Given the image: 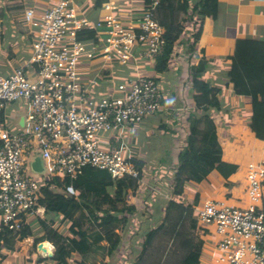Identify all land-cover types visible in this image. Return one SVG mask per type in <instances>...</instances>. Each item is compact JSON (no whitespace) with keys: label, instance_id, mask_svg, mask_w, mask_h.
I'll return each mask as SVG.
<instances>
[{"label":"built area","instance_id":"built-area-1","mask_svg":"<svg viewBox=\"0 0 264 264\" xmlns=\"http://www.w3.org/2000/svg\"><path fill=\"white\" fill-rule=\"evenodd\" d=\"M165 1L145 0L125 20L117 0H103L95 21L78 14L75 0H57L37 20L25 11L36 30L31 54L11 74L0 75V235L44 219L49 182L57 181L54 192L76 197L65 180H75L84 167L104 170L113 180L138 178L121 133L158 112L162 93L152 77H130L116 86L120 95L95 104L84 94L77 64L81 56H93L86 48L92 42L100 43L110 67L127 64L137 45H144L140 56L153 62L166 46L157 20ZM18 101L25 102L23 125L12 131L5 109ZM35 156L42 160L40 175L30 169ZM247 197L245 208L208 200L194 211L198 223L213 225L218 264H264V164L248 166Z\"/></svg>","mask_w":264,"mask_h":264},{"label":"crops","instance_id":"crops-1","mask_svg":"<svg viewBox=\"0 0 264 264\" xmlns=\"http://www.w3.org/2000/svg\"><path fill=\"white\" fill-rule=\"evenodd\" d=\"M56 1L57 0H43L42 3H38L37 0L3 1L6 3L8 10H15L17 11V15L21 16L19 23H17L18 41L21 43V46L29 45V49L18 57L15 65L2 66L4 68L8 67V70L10 69L9 71H11L6 75L11 74L16 68L24 64L32 51L36 30L26 23L24 18L25 11L32 10L33 17L37 20L47 9L52 7ZM75 2L80 16L95 21L102 15V12L99 11L100 7L94 8L95 0H75ZM102 2L103 0L101 3ZM201 2L202 0H182L180 4L184 5L185 8L178 7L172 12L168 10H162L160 12L161 19L166 16V23L168 26L176 28L177 37L173 45V53L167 63V69L163 72H158L156 70L158 59L162 54L153 62L144 60L140 56L139 52L144 49V45H137L134 48L133 56L127 64L121 65L116 62L110 67L101 58L100 43L96 45L92 44L93 42L86 43L88 52H91L93 56L87 58L83 55L78 61L77 71L80 76L84 94L88 100L95 104L102 99L110 97L112 94L120 95L122 92L118 91L116 86L125 83L130 77H152L162 93L161 106L158 112L145 117L138 124H130L123 129H138V125H140L139 129L154 128L159 134L156 137V139H159V147H157V157L154 159L157 164L148 165L144 159H140L137 156L135 147L133 146L134 137H131V144H127L123 139L128 147L126 152L127 155H130L132 159L136 161H140L142 163V169L140 172V179L138 180V186L135 189L126 188L123 190V194L119 198V201L112 203L114 209L120 208L122 204L127 207L122 215H118L119 218H123L124 216L127 217L126 224L120 223L119 229L116 231L120 238V243L116 249L119 253L116 255V258L114 256L116 250L111 256L107 255L106 247L108 241L105 240L98 252H91L89 254V260L91 256L101 254L105 259L104 262L107 264L123 263L125 258L123 260H121V258L123 254L125 255L126 253V247L124 251H121V242L123 243L124 241L127 245H130L133 241L134 234L139 230L137 228L139 226L138 224L141 223V220H148L153 210L152 208L138 209L136 203L139 198L137 199L135 196L140 194V197H145L150 192V189L155 190V188H157L148 179V177L153 176L152 171L154 169L161 171L162 174L163 172H169L170 175H172V172H175L178 153L186 143L188 118L191 112L196 116L202 113L200 109L193 107L190 97L191 83L188 68L191 62V56L187 51L188 42L191 40L192 34L198 30L200 31V37L197 40L192 61L199 57H203L208 62L202 78L207 84L217 89L214 97L219 103V107L209 108L207 114L216 129L218 141L222 148V160L237 166L235 173L230 175L227 180L219 175L220 179L216 186L219 190L217 195H223L225 199L215 201L241 208H245L247 204H249L248 197L245 198L243 194L247 187L248 166L250 164H264V140L256 139L251 132L249 127L251 118L250 99L235 94L228 80L227 71L230 66V57L233 55L235 42L238 38H253L264 41V0H217L216 3L208 9V16L202 12ZM117 3L119 16L122 20H125L131 14L140 12L144 7L145 0H117ZM1 26L2 22L0 20V28ZM164 29L165 28H163V30ZM10 60H12V56L9 50L6 52L4 35L0 32V62H10ZM19 102H21L22 105L18 108ZM18 103L12 104L9 108L7 106L5 109L6 120H8L9 110L14 111V121L13 124H10L14 130L22 128L23 124L20 117H23L25 112V102L18 101ZM160 147L165 150L168 157H161L163 151ZM167 160L171 163L165 164ZM235 175H238L241 181L237 186H235ZM148 183L151 184L148 185ZM167 184L168 182L165 183V185ZM115 198L116 197H114V199ZM208 200L212 199H206L204 202ZM199 202V199L196 200L194 211L204 203L201 204ZM193 218L196 220L195 213ZM134 219L136 221L132 222ZM127 225H129L128 229H126ZM133 225H135V227ZM204 236H206V232L200 236L202 241L205 238ZM214 236L217 241L218 238L215 232ZM30 239L31 238H27L24 240ZM22 241H18L17 243H21ZM216 241H213V244L215 242V247L213 246L212 251L209 248H204L203 241L199 259L200 264H218L215 261V256L217 255ZM46 244L48 247H52L50 242L44 241L43 246L48 248ZM113 257L114 261L111 263L110 261H112ZM6 259L7 257L4 260ZM23 259L31 262V260L26 259V256H23ZM34 259L36 260L37 258ZM4 260H2V262L0 260V264H2ZM117 261H122V263H118ZM89 263L94 264L91 260Z\"/></svg>","mask_w":264,"mask_h":264},{"label":"trees","instance_id":"trees-1","mask_svg":"<svg viewBox=\"0 0 264 264\" xmlns=\"http://www.w3.org/2000/svg\"><path fill=\"white\" fill-rule=\"evenodd\" d=\"M102 0H95L94 8H99ZM182 0H166L157 8V20L165 28L163 37L166 42L164 52L158 59L156 70L163 72L173 53L176 37V28L169 27L166 16L161 19L160 12H170L181 5ZM217 0H202L201 10L209 15L208 9ZM90 37V36H89ZM200 37L198 30L191 36L187 51L190 53L189 64L190 97L194 108L202 113L198 116L191 112L188 118V133L185 146L177 156L176 169L173 174V193L182 194L186 181L200 183L212 172L216 171L225 180L235 173L237 166L222 160V148L218 141L215 126L208 116L209 108L219 107L214 97L217 89L207 84L202 75L207 67V61L199 57L192 61L193 52ZM227 77L235 94L248 97L251 103L250 130L258 140H264V41L253 38H238L235 42L233 55L230 57V66ZM136 165L138 178L125 177L113 180L104 170L84 167L82 173L75 179H66L76 191V197H64L54 192L55 180L47 183L43 189L44 200L41 202L45 209L44 219L37 220L32 225H27L17 232H5L0 235V260L16 252V243L27 238H32V246L48 241L53 247L51 259L38 257L36 264L48 262L51 264H90L89 254L98 252L106 240V254L111 256L117 249L120 238L116 232L120 223H125L127 217L119 218L127 207L122 204L114 209L112 203L118 202L126 188L135 189L138 186L142 163L131 159ZM172 181V182H173ZM116 197L114 199V197ZM167 208L166 217L158 227L148 230L144 236L141 248L136 253L130 264H141L144 255L154 238L158 235H168L179 238L185 253L179 264H200V255L203 241H196L185 236L180 230L187 218L190 228L198 230L197 221L191 216L193 205L188 207ZM54 215V217H53ZM56 217V218H55ZM169 222V223H168ZM166 223V225H164ZM170 226L171 228H165ZM37 227V228H36ZM19 239L16 240L15 237Z\"/></svg>","mask_w":264,"mask_h":264},{"label":"rangeland","instance_id":"rangeland-1","mask_svg":"<svg viewBox=\"0 0 264 264\" xmlns=\"http://www.w3.org/2000/svg\"><path fill=\"white\" fill-rule=\"evenodd\" d=\"M4 0H0V20L2 22V26L0 28V32L4 35V40L6 43V52L9 50L10 55L12 56V60L10 62L5 61L3 63L0 62V75L4 76L7 73H10L11 71L8 70V67L4 68L3 65H15L16 60L18 57L23 53L26 52L29 49V45L27 46H21V43L18 41V29H17V23H19L21 16L17 15V11L15 10H8L7 5ZM38 3H42L43 0H37ZM15 103H11L8 105V108ZM22 105L21 102L18 103V108ZM21 113V112H20ZM23 114V112H22ZM8 124H13L14 121V111L9 110L8 114ZM138 129L132 128V129H125L122 131L121 135L124 139V141L127 144H131V137H134V147L137 156L140 159H144L145 162L148 165H155L157 162L154 161L156 159L157 155V147L159 139H156V137L159 135L158 131L156 129ZM10 130L14 131V128L10 125ZM160 149L163 151V154L161 157L166 158L168 155L165 153V150L160 147ZM258 161V160H255ZM170 164V161H165V164ZM166 166V165H165ZM153 176L148 177V179L155 185V190L150 189V192L145 197H140V194H137L135 197H137L138 201L136 203L137 208H152V214L148 220H141V223L138 224L137 227L139 230L134 234L133 241L130 245H127L126 242H121V251H124V248L126 247V253L123 254L121 260L117 261L118 263L122 264H130L133 258L135 257L136 253L141 248V244L143 242L144 236L146 232L152 228L158 227L161 223L164 222L167 208L171 204L169 208H175L179 206L188 207L189 205H193L196 200H200L199 203H203L206 199H212V200H222L225 199L223 195L218 196L217 192L219 191L216 186L219 182V174L216 171H213L206 179L201 181L200 183H196L193 181H186L183 185V192L182 194H175L173 193V174L170 175L169 172H163L157 171V169H154ZM159 174V176H158ZM235 186H237L240 181V177L238 175L236 176ZM42 180V178H39V181ZM171 180V181H170ZM173 181V182H172ZM168 182L167 185L165 183ZM151 183H148L150 185ZM217 189V190H216ZM225 192V191H223ZM245 198L247 197V187L246 190H244ZM243 196V195H242ZM248 199V198H247ZM161 203V204H159ZM248 205V204H247ZM194 208L191 213V216H194ZM54 217V215H53ZM56 218V217H55ZM136 221L135 219L132 221ZM169 223V222H168ZM166 225V223H164ZM184 227L182 226L180 230L185 233V236L192 237L194 241L200 238V236L203 235L204 232H206V236H204V248L213 250V246L215 247V242L213 244V241L215 240L214 236V229L213 225L210 223H198V230H194L190 228L189 222L187 218L184 221ZM135 227V225H133ZM129 225L126 226V229H128ZM165 228H171L170 226H164ZM37 228V227H36ZM210 231V232H209ZM202 235H201V233ZM214 236V237H213ZM181 237L175 239L168 235H158L154 238L151 247L148 249L147 253L144 255V260L141 264H179L181 258L183 257L185 253V249L182 248L180 244ZM201 239V238H200ZM128 242V241H127ZM126 244V245H125ZM48 247V245L46 244ZM129 249H128V247ZM53 249L52 247H48ZM29 253V254H27ZM34 253V255H33ZM118 250L115 251L114 256L118 254ZM23 256H26V259L31 260V262H28L27 260L23 259ZM34 256V257H33ZM38 257H43L38 254L37 251H34V248L32 246V238L30 240H24L21 243H17L16 245V253L9 255L6 260L3 261L2 264H36L34 263L35 259ZM91 262L94 264H107L104 262V257H102L101 254L91 256L90 257ZM89 260V261H90ZM110 260V259H109ZM114 261V257L112 258L111 263ZM2 262V261H1ZM42 264H51L48 262H43Z\"/></svg>","mask_w":264,"mask_h":264},{"label":"water","instance_id":"water-1","mask_svg":"<svg viewBox=\"0 0 264 264\" xmlns=\"http://www.w3.org/2000/svg\"><path fill=\"white\" fill-rule=\"evenodd\" d=\"M21 122L23 124V120L21 119ZM30 169L34 174H42L43 173V167H42V160L39 156H35L30 164ZM36 251L41 252L43 254H46V258L51 259L53 257V251L50 248H46L43 246V242H40L36 245Z\"/></svg>","mask_w":264,"mask_h":264}]
</instances>
